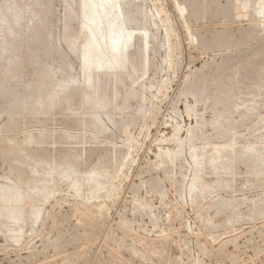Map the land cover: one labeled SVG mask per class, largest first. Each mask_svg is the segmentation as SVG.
<instances>
[{"label": "rangeland", "instance_id": "obj_1", "mask_svg": "<svg viewBox=\"0 0 264 264\" xmlns=\"http://www.w3.org/2000/svg\"><path fill=\"white\" fill-rule=\"evenodd\" d=\"M103 2L94 0L98 15L104 11L96 26L67 17L63 34L82 48L83 79H97L102 55L112 68L113 87L99 86L116 107L101 116L104 129L94 127L73 87L55 98L71 95L78 110L59 101L53 113L33 115L37 106L20 91L0 113V185L12 183L20 196L0 204V264H264V0ZM37 4H44L32 7L43 22L24 24V38L14 41L25 53L20 59L8 55L10 67L0 60L2 84L41 73L45 57L33 50L61 32L62 0ZM111 33L118 34L113 41ZM59 48L78 74L77 57ZM131 67L129 80L122 71ZM9 99L0 96V112ZM94 170L100 187L93 192L85 179ZM192 177L198 180L189 192ZM10 208L19 218L2 211ZM26 208L39 210L38 221H23Z\"/></svg>", "mask_w": 264, "mask_h": 264}, {"label": "bare ground", "instance_id": "obj_2", "mask_svg": "<svg viewBox=\"0 0 264 264\" xmlns=\"http://www.w3.org/2000/svg\"><path fill=\"white\" fill-rule=\"evenodd\" d=\"M42 1V0H41ZM44 1H46V0H44ZM50 1V0H49ZM110 1V0H109ZM246 1V0H245ZM248 1V0H247ZM250 1V0H249ZM56 2V1H55ZM97 2H98V0H97ZM102 2H103V0H100V4H101V8H102ZM116 2V1H115ZM119 2V1H118ZM232 2V1H231ZM242 2V1H241ZM244 2V1H243ZM35 3H36V5H38L37 4V0H32V2L30 3V0H11V1H1L0 2V60L1 61H3V62H5V64L7 65V60H8V55H10V54H12L13 52L18 56L17 58H19L20 59V57H21V54L22 53H24L23 51H20V47H15L14 46V41L15 40H18V39H20V40H22V38H24V36H23V31H25V32H27L26 31V29H27V27L28 26H31V24L32 23H35V22H37V20H38V17H39V12L37 11V10H34L32 7H33V5H35ZM45 3V2H44ZM49 3V2H48ZM47 3V4H48ZM62 3H63V5H64V10H65V17L64 18H62L59 22H60V24H61V26H62V29H61V32L60 33H54V32H51V33H53V34H51L50 32V36H49V39H50V41H49V39H48V45L47 46H45V47H41L40 49L38 48V46H36L37 48H34L35 50H33L34 52V56L35 55H37V57H41V58H43V57H45V60H44V62H42L43 63V65L41 66L42 67V69H41V73H39L38 75H37V73H35V74H33L32 75V79L31 80H23V79H20L19 80V82H17V83H13V81H12V85H10L9 84V82L8 83H6V84H2L1 82V84H0V96L1 97H8V95L10 96V99L9 100H7L6 101V103H4L3 101V103L4 104H7L6 105V107H5V109L4 110H2L0 113L1 114H6V111H7V108L9 107V106H11V104L15 101V99H16V96H18V94L20 93V91H25V92H27V97H26V99H27V101H25L26 99H23L22 101L24 102H26V103H28V104H30L31 106H33V107H35V106H37V108H31L30 110H29V112H31V114H38V113H41V114H43V116H44V114L45 113H47L48 111H50V109H52L53 108V106L54 105H56V103L58 104V102L60 101V100H56V98H55V95H58V94H61V93H64V92H66L67 90H69L71 87H73L72 89H75V91H76V93L78 92V94H79V102L80 103H82L83 105H84V112H85V114H87L91 119H92V122H93V124H94V127H96V128H98V129H104V126L102 127L101 125H104L103 123H101V116L102 115H105L106 113H107V110H108V108H111L112 110H115V104L113 105V102H110L108 99H106V100H108V101H106L105 100V97L107 98V96H105V95H103V93H102V91L100 90V84H105V85H108L109 87L110 86H112L113 87V84H112V77H113V72H112V68H110L109 67V63H108V61H107V58L104 56V55H102L101 57H99L100 58V65H101V67H103V69L102 70H96V72H94V77H97V79L95 80V81H93L92 79L91 80H89V79H83L82 78V76L83 75H81L80 74V69H81V56H82V54H84V53H82L83 51H82V48L81 49H78V47H76V44H77V41H76V44H75V42H70V41H67V39H66V36H68V35H65L64 36V30H65V27H66V25H67V23H66V19H67V17H70V18H75L79 23H89L90 25H93V26H96L97 25V23H98V17H99V15H98V13H97V8H100V7H97L96 9H95V4H94V0H62ZM103 3H105V2H103ZM109 3V2H108ZM249 3V2H248ZM247 3V4H248ZM258 3V2H257ZM259 3H260V1H259ZM116 4H118L117 2H116ZM238 4V3H237ZM242 4V3H241ZM245 4H246V2H245ZM262 4V3H261ZM260 4V5H261ZM41 5V4H40ZM40 5H38V6H40ZM46 5V4H45ZM97 5V4H96ZM253 5V4H252ZM255 5V4H254ZM263 5V7H261V8H263L262 9V14H263V17H264V3L262 4ZM261 5V6H262ZM42 6V5H41ZM43 6H44V4H43ZM42 6V7H43ZM99 6V5H98ZM120 6V5H119ZM256 6H257V4H256ZM34 7H36V6H34ZM46 7V6H45ZM236 7H238V6H236ZM37 8V7H36ZM104 8V7H103ZM120 8V7H119ZM193 8H194V6H193ZM241 8V7H240ZM258 8H260L259 6H257V8H256V10L258 9ZM42 9V8H41ZM46 9V8H45ZM45 9H42V10H45ZM112 9H113V7H112ZM111 9V10H112ZM182 9V8H181ZM244 9V8H243ZM255 9V8H254ZM105 10V9H104ZM114 10V9H113ZM245 10H246V8H245ZM259 10V9H258ZM103 11V10H102ZM183 11V10H182ZM185 11V10H184ZM250 11V10H249ZM41 12V11H40ZM43 12H46V10L45 11H43ZM104 12V11H103ZM102 12V13H103ZM119 12H120V9H119ZM253 12H255V10L253 11ZM100 13V12H99ZM102 13H101V15H102ZM117 13V12H116ZM122 13V12H121ZM120 13V14H121ZM256 13V12H255ZM260 13V12H259ZM47 13H45V15H46ZM60 14V13H59ZM88 14V15H87ZM111 14V13H110ZM119 14V13H118ZM254 14V13H253ZM258 14V13H257ZM256 14V15H257ZM41 15H42V13H41ZM100 15V16H101ZM107 16V15H106ZM110 16H112V14L110 15ZM114 16V15H113ZM44 17V16H43ZM123 17V16H122ZM41 17H39V19H40ZM101 18V17H100ZM102 18H103V16H102ZM102 18H101V20H102ZM108 18H110V17H108ZM114 18V17H113ZM46 18H44V20H45ZM107 19V18H106ZM120 19H121V17H120ZM123 19V18H122ZM43 20V19H42ZM69 20V19H68ZM109 20V19H108ZM39 21V20H38ZM48 21V20H47ZM103 21V20H102ZM112 21V20H111ZM113 21H115L114 19H113ZM126 21V20H125ZM40 22V21H39ZM41 22H43V21H41ZM40 22V23H41ZM119 22V21H118ZM123 22V21H122ZM110 23V22H109ZM115 23H116V21H115ZM24 24H27L28 26L26 27V29L24 28L25 26H24ZM49 24H51V23H49ZM48 24V25H49ZM111 24V23H110ZM117 24V23H116ZM126 24V23H125ZM47 25V26H48ZM99 25V24H98ZM107 25V24H106ZM105 25V26H106ZM113 25V24H112ZM119 25V24H118ZM123 25V24H122ZM153 25V24H152ZM24 26V27H23ZM35 26H36V24H35ZM40 26L41 25H39V29H40ZM82 26V25H81ZM117 26V25H116ZM127 26V25H126ZM32 27L33 28H35L34 27V24H32ZM38 27V26H37ZM50 27V26H49ZM70 27H71V25H70ZM80 27V26H79ZM78 27V28H79ZM100 27H102V25L100 26ZM108 27H110V26H108ZM43 28V27H42ZM41 28V29H42ZM91 28V27H90ZM106 28V27H105ZM104 28V29H105ZM123 28H125V27H123ZM148 28V27H147ZM93 31H94V29L93 28H91ZM101 29V28H100ZM111 29V28H110ZM113 29V28H112ZM120 29H121V27H120ZM29 30H31V28H28V31ZM45 30V29H44ZM48 30H49V28H48ZM51 30V29H50ZM74 30V29H73ZM82 30V29H81ZM80 30V31H81ZM106 30V29H105ZM37 31V30H36ZM95 31H96V29H95ZM102 31H103V29H102ZM115 31V30H114ZM120 31V30H119ZM127 31V30H126ZM23 32V33H22ZM32 32V31H31ZM42 32V31H41ZM44 32V31H43ZM47 32V31H46ZM45 32V33H46ZM71 32H73V31H71ZM86 32V31H85ZM96 32H98V31H96ZM111 32V31H110ZM109 32V33H110ZM37 33H38V31H37ZM75 33H76V30H75ZM74 33V34H75ZM105 33V32H104ZM26 34V33H25ZM30 34V33H29ZM39 34V33H38ZM43 34V33H42ZM46 34H48V33H46ZM65 34H66V32H65ZM86 34H87V32H86ZM94 34V33H93ZM102 34V33H101ZM112 34V33H111ZM109 35L110 36V38H111V40L113 41L114 39H115V37H117L118 36V34L116 35V36H113V34L112 35ZM124 34V33H123ZM28 35V34H27ZM31 35V34H30ZM45 35V34H44ZM72 35V33L70 34V36ZM89 35V34H88ZM38 36V35H37ZM48 36V35H47ZM46 36V37H47ZM69 36V37H70ZM74 36V35H73ZM77 36V35H76ZM79 36V35H78ZM97 36V35H96ZM123 36V35H122ZM126 36V35H125ZM129 36V35H128ZM131 36V35H130ZM28 37H30V36H28ZM36 37V36H35ZM43 37V36H42ZM93 37V36H92ZM25 38H27V37H25ZM31 38H34V33H33V36L31 37ZM31 38H29V39H31ZM78 38V37H77ZM107 38V37H106ZM130 38V37H129ZM39 39V38H38ZM38 39H36L35 40V38H34V43H36V44H38V43H40L41 42V38L39 39L40 40V42H37V40ZM101 39V38H100ZM105 39V38H104ZM27 40V39H26ZM33 40V39H32ZM43 40V39H42ZM71 40V39H70ZM89 40V39H88ZM126 40V39H125ZM81 41V40H80ZM85 41V40H84ZM87 41V40H86ZM24 42V41H23ZM26 43H27V41H25ZM63 43V45L65 44V46H66V50L68 51V53H71L72 55H74V56H76L77 57V60L79 61V68H78V74L76 73H74L73 72V66H72V64H71V62L69 61V60H67V58H66V56L65 55H63L61 52H60V50H61V48H59V43ZM99 42H101V41H99ZM99 42H97V44L99 43ZM106 42V41H105ZM21 43V42H20ZM20 43H18V44H20ZM29 43V42H28ZM43 43H44V41H43ZM83 43V42H82ZM86 43V42H85ZM102 43V42H101ZM112 43V42H111ZM111 43H109V45L111 44ZM23 44V43H22ZM32 44V43H31ZM30 44V45H31ZM36 44H34V45H36ZM40 44H42V43H40ZM86 44H88V43H86ZM92 44V43H91ZM95 44H96V42H95ZM96 44V45H97ZM107 44V43H106ZM113 44V43H112ZM111 44V45H112ZM116 44V43H115ZM131 44V43H130ZM134 44V43H133ZM15 45H16V43H15ZM79 45V44H78ZM124 45V44H123ZM126 45V44H125ZM132 45V44H131ZM136 45V44H135ZM89 46V45H88ZM102 46V45H101ZM114 46V45H113ZM34 47V46H33ZM32 47V48H33ZM79 47H81L80 45H79ZM85 47V46H84ZM94 47V46H93ZM109 47V46H108ZM131 47H133V48H135L133 45L131 46ZM89 48H91L90 46H89ZM111 48V47H110ZM112 49H113V47H112ZM20 51V54L18 55L17 54V51ZM136 50V49H135ZM114 51V50H113ZM22 52V53H21ZM27 52V51H26ZM63 52V51H62ZM89 52V51H88ZM91 52H93V50L91 51ZM102 52V51H101ZM29 53V52H28ZM27 53V54H28ZM137 53V52H136ZM25 54V53H24ZM30 54V53H29ZM89 54V53H88ZM96 54V53H95ZM99 54V53H98ZM14 56V55H13ZM23 56V55H22ZM29 56V55H28ZM91 56V55H90ZM95 56V55H94ZM93 56V57H94ZM32 57V56H31ZM75 57V58H76ZM83 57V56H82ZM87 57V56H86ZM98 57V56H97ZM34 58V57H33ZM32 58V59H33ZM18 59V60H19ZM25 59V58H24ZM130 59V58H129ZM14 60V59H13ZM26 60V59H25ZM35 60V59H34ZM87 60L89 61L90 59L89 58H87ZM95 60V59H94ZM97 60V59H96ZM133 63H135L136 64V61L133 59V58H131L130 59ZM10 61V59L8 60V62ZM15 62H16V59L14 60ZM22 61V60H21ZM24 61V60H23ZM28 61H29V59H28ZM42 61H43V59H42ZM87 61V62H88ZM141 61V60H140ZM10 62H12V61H10ZM10 62L8 63L9 64V66L8 67H10ZM14 62V63H15ZM20 62V61H19ZM31 61H29V63H30ZM36 62V61H35ZM40 62H41V60H40ZM77 62V61H76ZM33 63V62H32ZM94 63V62H93ZM117 63V62H116ZM120 63V62H119ZM2 64V63H1ZM11 64H13V63H11ZM20 64H22V62L20 63ZM18 65V64H17ZM24 65V64H23ZM32 65H35V64H32ZM38 65V64H37ZM106 65H108V67L106 66ZM118 65V67L117 68H119V69H122L123 68V66L121 65V64H117ZM129 65V64H128ZM138 66H139V64H137ZM14 66V65H13ZM21 66V65H20ZM19 66V67H20ZM83 66V65H82ZM94 66V65H93ZM120 66V67H119ZM5 67H7V66H5ZM18 67V68H19ZM33 67V66H32ZM35 67H36V65H35ZM35 67H34V71H35ZM89 67V66H88ZM136 67V66H135ZM143 67V66H142ZM1 68H3L2 66H1ZM12 68V67H11ZM22 68V67H21ZM24 68H25V65H24ZM26 68H28V67H26ZM116 68V69H117ZM132 68V67H131ZM130 68V69H131ZM4 69V68H3ZM8 69V68H7ZM97 69V68H96ZM5 71H6V68L4 69ZM13 70H14V68H13ZM12 69H11V71H13ZM82 70V69H81ZM2 71V70H1ZM10 71V70H9ZM18 71H21V70H18ZM37 71H38V69H37ZM15 72V71H14ZM120 72H121V70H120ZM10 73V72H9ZM33 73V72H32ZM85 73V72H84ZM91 73V72H90ZM135 73H136V71H135V69H131V70H123L122 71V75L124 76V77H126L127 79L129 78V77H132L133 75H135ZM2 74V76H3V73H1ZM5 74V73H4ZM7 74H8V72H7ZM16 74V73H15ZM21 74V73H20ZM40 74H42V75H44L43 77L44 78H48L47 79V81L48 80H51V83H52V88H49V89H46V87H48V84H49V82H48V84H46L44 81H45V79L41 82V80H39V78H41L40 77ZM13 75H14V73H13ZM2 76H0V81H2L1 80V77ZM7 76V75H6ZM10 76H12V74H10ZM22 76H23V74H22ZM87 76V75H86ZM89 76V75H88ZM6 78V77H5ZM10 79H11V77H9ZM18 78V77H17ZM16 78V79H17ZM20 78H22V77H20ZM92 78V77H91ZM115 78H116V76H115ZM113 79H114V77H113ZM7 80H9V79H7ZM15 80V79H14ZM129 80H130V78H129ZM17 81V80H16ZM98 81V82H97ZM114 82V81H113ZM117 82V81H116ZM115 82V83H116ZM130 82V81H129ZM3 83H5V80H4V82ZM99 83V84H98ZM117 84H119V83H117ZM9 86H12V88H13V90H8L7 89V87H9ZM111 87V88H112ZM129 89V88H128ZM107 91H109V90H107ZM112 91H110V93H111ZM22 93V92H21ZM108 93V92H107ZM113 93H115V92H112V95H113ZM25 94V93H24ZM69 95H70V93H69ZM108 95V94H107ZM71 96V95H70ZM70 96H65L63 99H61V103L60 104H63V106H65L66 107V109L68 110V111H75L77 108H78V106H79V102L78 103H74L73 102V100H70L68 97H70ZM114 96V95H113ZM20 97H21V95H20ZM112 97V96H111ZM115 97V96H114ZM114 97H113V99H114ZM21 98H23V97H21ZM2 99V98H1ZM112 99V100H113ZM116 99V98H115ZM22 101H21V103H22ZM107 102H109L108 104H107ZM15 103V102H14ZM17 103V102H16ZM15 103V104H16ZM19 103V102H18ZM1 104V103H0ZM78 104V105H77ZM76 105H77V108H76ZM83 105L81 106V107H83ZM17 106H18V104H17ZM59 106V105H58ZM63 106H61V107H63ZM255 106V105H254ZM19 107V106H18ZM115 107V108H114ZM252 107V106H251ZM4 108V107H3ZM10 108V107H9ZM19 109V108H18ZM61 109V108H60ZM60 109H58V110H60ZM21 110V109H20ZM53 110V109H52ZM67 110H66V113H68L67 112ZM78 110V109H77ZM12 111H13V109H12ZM62 111V110H61ZM109 111H111V110H109ZM19 112V111H18ZM50 112H52V111H50ZM60 112V111H59ZM53 113V112H52ZM70 113V112H69ZM68 113V114H69ZM112 113L114 114L115 112H113L112 111ZM14 114V113H13ZM62 114H63V112H62ZM84 114V113H83ZM21 115V114H20ZM45 115H47V114H45ZM73 115V114H72ZM74 115H75V113H74ZM78 115V114H77ZM8 116V115H7ZM14 116V115H13ZM15 116H16V114H15ZM42 116V117H43ZM58 116H61V115H58ZM64 116V115H63ZM70 116V115H69ZM107 116H108V114H107ZM107 116H105V117H107ZM114 116V115H113ZM118 116V115H117ZM110 118H111V116H109ZM119 117V116H118ZM8 118V117H7ZM113 118V117H112ZM104 119H106V118H104ZM8 120V119H7ZM53 120V119H52ZM108 120V119H107ZM109 120H111V119H109ZM41 121H42V119H41ZM12 122V121H11ZM224 122H225V120H224ZM40 123H42V122H40ZM107 123H109V122H107ZM226 123V122H225ZM12 124V123H11ZM111 124V123H110ZM212 125V124H211ZM220 126V125H219ZM223 126H224V124H223ZM8 128H9V126H7ZM10 127H13L12 125L10 126ZM42 127V126H41ZM106 127V126H105ZM6 128V127H5ZM4 128V129H5ZM8 128H6V129H8ZM223 128V127H222ZM5 129V130H6ZM1 132V131H0ZM40 132V131H39ZM31 133V132H30ZM28 134V133H27ZM28 137V136H27ZM28 139V138H27ZM29 141V140H28ZM82 141V140H81ZM80 141V142H81ZM192 144V143H191ZM181 149V148H180ZM214 151H216V150H214ZM174 152V151H173ZM15 153H17V152H15ZM25 153V152H24ZM99 153V152H98ZM199 153V152H198ZM216 153H218V151H216ZM171 157V156H170ZM177 157V156H176ZM263 157V156H262ZM197 157H196V155H191V160H192V163L195 165H198V163L199 162H197V159H196ZM220 159V158H219ZM24 160V159H23ZM70 160V159H69ZM68 160V162H66V161H64V170H65V172H69V171H71V169H73V167H74V165L70 162ZM161 160V159H160ZM172 160V159H171ZM162 161V160H161ZM160 161V162H161ZM209 163H211L212 162V160L210 159L209 161H208ZM22 163V162H21ZM32 164V163H31ZM28 166V165H27ZM164 166V165H163ZM195 168V167H194ZM52 169V168H51ZM181 169V168H180ZM30 171V170H29ZM53 172V171H52ZM77 172V171H76ZM95 172H97V170H94L89 176H88V178L87 179H85V181H87L90 185H92V190H93V192L94 191H97L98 190V186H99V182H100V180L98 181V175L95 173ZM57 173V172H56ZM51 174V173H50ZM70 174H72L73 175V173L71 172ZM63 175V174H62ZM76 175H77V173H76ZM104 175V174H103ZM64 176V175H63ZM66 176V175H65ZM68 176V175H67ZM70 176V175H69ZM73 176H75V175H73ZM99 176H102V174L101 175H99ZM72 177V176H71ZM46 178V177H45ZM45 180H47V179H45ZM197 180H198V177H192V179H191V182H190V184H189V186H188V191L189 192H191V191H193L194 189H195V187H196V183H197ZM11 181V180H10ZM31 181V180H30ZM36 181V180H35ZM112 181V180H111ZM12 182H14V181H12ZM20 182V181H19ZM41 182V181H40ZM43 182V181H42ZM49 182V181H48ZM46 183V182H45ZM12 184V183H11ZM11 184L9 185V184H7V183H2L1 185H0V204H2V202H4V201H6L7 200V198H8V196H9V194H13V196L15 197V200H19V198H20V196L18 195V192H15L14 191V187L13 186H11ZM22 183L20 182L19 183V185H21ZM26 184V183H25ZM13 185H18V183H15V184H13ZM40 185V184H39ZM76 185H77V180L76 179H72L71 180V183H70V187L72 188V189H75V187H76ZM22 186L24 187V185L22 184ZM111 186V185H110ZM19 187V186H18ZM46 187V186H45ZM47 187H48V185H47ZM51 187V186H50ZM100 187V186H99ZM22 188V187H21ZM21 188H19V189H21ZM41 188V187H40ZM26 189V188H25ZM43 189V188H42ZM23 190V189H22ZM49 190V189H48ZM47 190V191H48ZM109 190V189H108ZM45 191V190H44ZM20 192V191H19ZM22 192V191H21ZM43 192V191H42ZM49 192V191H48ZM48 192H47V194H48ZM194 192V191H193ZM32 193V192H31ZM46 193V192H45ZM45 193H43V194H45ZM21 194V193H20ZM32 195V194H31ZM22 196H23V194H22ZM84 196V195H83ZM202 197V196H201ZM23 197H21V199H22ZM27 198V197H26ZM33 199H34V196L32 197ZM32 198H31V200H32ZM197 198H198V196H197ZM41 199V198H40ZM13 200V199H12ZM23 200V199H22ZM8 201H9V199H8ZM5 204H6V202H5ZM16 204V203H15ZM7 205V204H6ZM6 205H4V206H6ZM19 205V204H18ZM22 206H23V204H21ZM0 206H2V205H0ZM14 206H16V205H14ZM21 206V207H22ZM25 206V205H24ZM142 206V205H141ZM2 208V207H1ZM18 208V207H17ZM1 210V209H0ZM22 211H23V209H21ZM259 210V209H258ZM257 210V211H258ZM2 211H5V215H7L10 219H12V220H15L18 216H16V211H15V208H10V210L8 211V209H2ZM256 211V212H257ZM133 212V211H132ZM19 214V213H18ZM19 218V217H18ZM39 218V210H37V209H32V208H26L25 210H24V217H23V221L24 222H26V221H31V222H36V220ZM8 220V219H7ZM6 220V221H7ZM38 221V220H37ZM23 222V223H24ZM23 223L21 224V225H23ZM12 224V223H11ZM16 224H18V223H16ZM8 227V226H7ZM11 229V228H10ZM10 231V230H9ZM14 232H15V234H16V236H18V234L22 231V228H20V227H18V228H14V230H13ZM11 232V231H10Z\"/></svg>", "mask_w": 264, "mask_h": 264}]
</instances>
